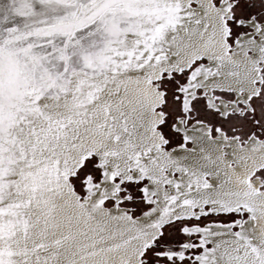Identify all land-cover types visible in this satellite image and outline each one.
Instances as JSON below:
<instances>
[{
  "label": "snow or ice",
  "instance_id": "obj_1",
  "mask_svg": "<svg viewBox=\"0 0 264 264\" xmlns=\"http://www.w3.org/2000/svg\"><path fill=\"white\" fill-rule=\"evenodd\" d=\"M0 264H264V0H0Z\"/></svg>",
  "mask_w": 264,
  "mask_h": 264
}]
</instances>
